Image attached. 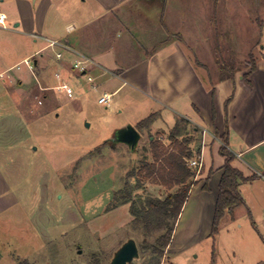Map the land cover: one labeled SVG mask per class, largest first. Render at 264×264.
<instances>
[{
	"label": "rangeland",
	"instance_id": "rangeland-1",
	"mask_svg": "<svg viewBox=\"0 0 264 264\" xmlns=\"http://www.w3.org/2000/svg\"><path fill=\"white\" fill-rule=\"evenodd\" d=\"M153 2L131 0L123 6L129 18L121 21L118 54L129 62L151 53L164 40L179 38L177 31L189 54L212 73L218 62L246 70L264 44V38L260 40L264 0H218L216 7L213 0H167V34L163 20L161 24L146 17L149 4L160 6V0ZM9 33L0 29V38ZM6 41L8 47L0 52V264H111L129 239L139 248V257L129 264H143L150 256L143 245L155 242L163 231L145 232L143 222L134 220L131 205L140 210L145 199H164L177 190L138 174L152 160L149 137L166 140L179 123L182 139L194 134L193 126L182 123L185 119L171 110L131 95L128 88L113 95L110 105L100 103V96L105 90L112 92V86L92 88L86 74L73 67L79 81L68 84L75 96L57 90L61 81L56 78L43 89L41 79L26 64L6 69L25 52L16 48L19 36ZM44 53L56 55L51 49ZM155 110L159 113L153 128L163 130L139 129L141 139L134 149L111 141L116 128H136ZM244 193L247 204L236 208L234 223L225 218L214 254L213 241L207 238L169 259L164 254L161 264L261 260L264 188L255 184Z\"/></svg>",
	"mask_w": 264,
	"mask_h": 264
},
{
	"label": "crops",
	"instance_id": "crops-1",
	"mask_svg": "<svg viewBox=\"0 0 264 264\" xmlns=\"http://www.w3.org/2000/svg\"><path fill=\"white\" fill-rule=\"evenodd\" d=\"M130 1L0 0V11L5 12L8 17V28L1 30L10 31L0 38V52L8 47L6 39L9 40L12 35L19 36L21 41L16 48L24 49L25 52L18 62L6 69L28 57L33 58L34 68L31 73L41 79L43 89L51 87L49 81L52 78L67 83L78 82L79 75L72 71V63L78 57H87L94 62L86 73L87 77H93L92 88L112 86L113 91L109 93L113 95L128 88L131 95H138L183 117L185 121H181L182 123L193 126L192 137L196 138L191 144L193 152L200 147L202 131L206 129L209 132L205 139L204 167L179 214L172 240L166 248V260L192 244L211 238L219 183L225 163V156L220 154L222 135L228 136L227 148L234 155L232 165L245 177L257 175V178L250 181L239 179L240 192L244 198L242 205L247 204L244 193L247 186L258 184L264 188V37L262 34L261 50L254 61L256 68L251 71L250 66L244 71L237 70L234 79L221 80L220 62L216 73L207 70L205 64L189 54L185 39L179 31L176 32L179 38L164 40L151 53L129 62L127 57L122 58L118 54V47L122 36L121 21L129 18L123 6ZM137 1H154L155 4L157 0ZM166 3L167 0H160V6L149 4L151 10L146 11V17L161 24L163 20L167 34L169 27ZM94 23H97L96 27L91 28ZM261 27L264 30V20ZM51 40H58L60 44L49 47ZM46 49H51L52 54L60 52L62 56L58 58L56 55L52 57L45 54ZM0 59L3 57L0 56ZM203 68L205 72L202 71ZM11 78L13 81L23 82L19 76ZM231 95L233 98L226 106V100ZM152 113L157 115L159 110ZM153 124L154 122L144 131L157 129L158 127L153 128ZM137 130L139 131L138 128ZM171 130L172 128L169 132ZM149 139L150 146L155 137L150 135ZM159 140L165 145L170 144L168 137L165 140L161 136ZM149 156L151 160V150ZM211 168L213 172L208 181V189L205 190L203 186ZM235 210L236 208L226 210L215 241L211 238L214 253L222 223L226 217L234 223ZM252 223L257 227L255 220L252 219ZM262 240L264 241L263 237ZM262 257L254 264H264V255Z\"/></svg>",
	"mask_w": 264,
	"mask_h": 264
},
{
	"label": "trees",
	"instance_id": "trees-1",
	"mask_svg": "<svg viewBox=\"0 0 264 264\" xmlns=\"http://www.w3.org/2000/svg\"><path fill=\"white\" fill-rule=\"evenodd\" d=\"M215 7L218 0H213ZM256 68L255 62L251 66V71ZM221 80L226 78L234 79L237 69L234 65L221 63ZM233 96L226 100V106ZM156 117V113L150 114L137 123L138 129L148 128ZM183 134V129L177 123L169 132L170 144L165 145L159 138H155L150 143L152 161H146L139 169L138 174L146 181L162 185L169 190L177 187L173 193H169L164 199L159 197L147 198L144 200L142 209L137 210L131 205V213L134 220L140 219L144 224L145 232L163 231L153 243H145L143 251L149 252L150 256L143 264H161V259L165 254V249L169 246L175 225L182 207L188 198L191 187L196 183L194 173L188 167L187 159L193 154L192 136L179 137ZM223 142L220 147V154L225 156L223 174L219 183L218 198L215 207V214L212 223L211 238L215 241L219 232V226L226 210H233L244 204V198L240 192L239 179L250 181L257 178L256 174L245 177L242 172L232 165L234 155L227 148L228 136L222 135ZM209 170L206 182L203 186L208 189V181L212 174ZM116 206V205H115ZM214 254V252H213ZM214 259V258H213ZM213 264V263H211Z\"/></svg>",
	"mask_w": 264,
	"mask_h": 264
},
{
	"label": "built area",
	"instance_id": "built-area-1",
	"mask_svg": "<svg viewBox=\"0 0 264 264\" xmlns=\"http://www.w3.org/2000/svg\"><path fill=\"white\" fill-rule=\"evenodd\" d=\"M7 18H8L7 14L3 11H0V29H7L8 28ZM58 44H60V42L58 40H51V41H49L48 46L54 47ZM56 56L58 58H60L62 56V54L60 52H57ZM82 58L83 59L76 60L72 67L75 69H79L82 73L86 74L89 66L92 65L94 62L87 57H82ZM31 59H32L31 57H28V58L24 59L21 63L26 64L30 70H33L34 64L31 61ZM88 80L93 81V77L88 76ZM55 88L57 90H65L69 96L74 95L72 87H70V85L65 81H61V83L58 84L57 86H55ZM112 97H113V93L105 92L100 96L99 102L100 103H106L107 105H110V103L112 101ZM208 134H209V132L206 129H204L202 131L201 144H200L199 149L194 151L192 156L187 159L188 167L193 171L195 181H196V179H198L199 175L201 174V171H202L204 164H205L204 148L206 145L205 139H206V136Z\"/></svg>",
	"mask_w": 264,
	"mask_h": 264
},
{
	"label": "water",
	"instance_id": "water-1",
	"mask_svg": "<svg viewBox=\"0 0 264 264\" xmlns=\"http://www.w3.org/2000/svg\"><path fill=\"white\" fill-rule=\"evenodd\" d=\"M141 135L137 128L126 126L119 128L114 132L113 142H123L134 149ZM139 257V248L134 239L126 241L116 252L111 261V264H129L134 259Z\"/></svg>",
	"mask_w": 264,
	"mask_h": 264
}]
</instances>
